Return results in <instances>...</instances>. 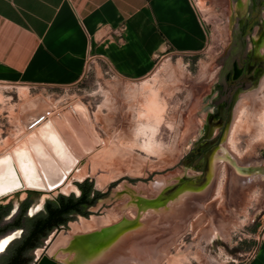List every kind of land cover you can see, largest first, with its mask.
I'll list each match as a JSON object with an SVG mask.
<instances>
[{"label": "rangeland", "instance_id": "rangeland-1", "mask_svg": "<svg viewBox=\"0 0 264 264\" xmlns=\"http://www.w3.org/2000/svg\"><path fill=\"white\" fill-rule=\"evenodd\" d=\"M194 1L207 25V47L195 54L168 52L143 79H122L102 61L92 60L82 81L71 87L0 84V152L12 154L14 147L21 150L27 146L28 139L38 140L37 128L32 126L34 121L42 116L54 120V115L75 119L67 135L78 151H83L78 167L61 188L50 192L24 189L3 197L0 205L11 203L14 208L29 199L32 208L28 215L35 216L43 211L48 200L79 197L81 191L76 185L89 176L90 162L91 182L97 173H109L95 177L103 194L111 189L109 196L86 211L97 214L104 204L113 205L99 212L103 215H89L90 220L78 215L81 225L70 221L67 226L71 230H55L46 241L47 247L36 249L34 264L42 256L68 264H84L82 260L94 258L95 253L99 254L116 241L117 247L110 249L104 256L105 261L100 263L244 264L252 257L258 244L255 237L264 223V178L251 183L242 178L258 176L264 169V142L258 141L264 129L261 120L264 0H256L259 5L254 19L249 21L253 28L246 35V51H253L252 65L257 64L260 72L253 85L234 92L223 129L214 128L212 120L218 75L234 49L233 40L239 36L241 24L248 22L252 0L238 1L241 16L235 10H228L227 0ZM76 104L84 107L86 124L72 112ZM152 107L161 110L162 122L157 134L152 136L147 131L143 135L141 126H156V118L150 114ZM91 134L99 147L94 145ZM218 137L220 142L202 153ZM150 140L157 144L156 154L142 151ZM222 150L234 161L208 159L211 151L221 153ZM238 167L259 170L257 174H242ZM182 183L186 185L180 186L163 204L149 208L145 203L156 201L168 189ZM167 208L173 211L177 223L169 229L160 225L158 218L160 211ZM128 221H134V228L124 235L130 229L126 225ZM118 226L122 228L118 229L117 238L109 239L110 243L104 247L100 244V249L91 256L69 253L70 243L76 236ZM172 230L179 234L174 237ZM22 234L23 231H15L1 239L0 253ZM212 234L216 237L211 240ZM143 235L151 245L146 250L138 241ZM128 251L137 254L145 251L150 256L144 252L142 261L135 263L129 259Z\"/></svg>", "mask_w": 264, "mask_h": 264}, {"label": "crops", "instance_id": "crops-1", "mask_svg": "<svg viewBox=\"0 0 264 264\" xmlns=\"http://www.w3.org/2000/svg\"><path fill=\"white\" fill-rule=\"evenodd\" d=\"M232 1L228 10L241 16L239 0ZM208 42L194 0H0L6 86L71 87L92 60L122 79L140 80L164 54L199 53ZM244 264H264V242Z\"/></svg>", "mask_w": 264, "mask_h": 264}, {"label": "bare ground", "instance_id": "bare-ground-1", "mask_svg": "<svg viewBox=\"0 0 264 264\" xmlns=\"http://www.w3.org/2000/svg\"><path fill=\"white\" fill-rule=\"evenodd\" d=\"M72 112L75 115L79 113L83 121H85L86 123L87 115L82 105H79L76 108H74ZM159 113H161V110L158 109V107L157 108L152 107L150 109V114L152 115L151 117L156 118V126H152V125L141 126V133L143 135H146L147 131H151L152 136L157 134L156 132H158V127L161 125V122H162V117L159 116ZM60 117L62 119L61 121L65 123L66 125L67 124L71 125L73 124V121H75L74 118H71V117L68 118L66 115L60 116ZM39 118H37L34 122L36 123ZM77 119H79L78 116H77ZM261 120L264 124V113L262 114ZM34 128H37L38 134H35V135L39 136L38 140L34 138L28 139L29 146L27 145L23 147V149L17 147L18 149H21V150H15L14 149L15 147H14L12 149V154L10 153L4 154V152H0V196L11 195L15 193L16 191L22 188H27V187L36 188L40 190L43 189V190L52 191L51 189L54 190V186L59 182H61V185L59 186L61 188V186L65 185L66 182L68 181L69 173H72L74 169L78 167V164H79L78 159L76 158L70 145L63 138L60 130L56 128V123L54 120H52L51 118H44V120L38 123L36 126H34ZM33 140H36V141L32 142ZM258 141L261 143L264 142V129L261 130ZM156 145L157 144L155 142L150 140L147 144L143 145L142 151L147 154H154L155 153L154 148ZM41 154L43 155L41 156ZM215 158H221L223 160H228L230 162L234 161V158L224 150H222L221 153H218L215 156H213V159ZM238 169L242 172V174L244 173L245 174H248V173L257 174L258 173L257 171L259 170V169H254V170L244 169L243 167H238ZM263 172H264V169H262L261 172H259V173H262L260 175H264ZM167 210H169L170 214H168L169 212H166ZM166 211L165 210L160 211L159 213L160 216L158 215V218H160L159 219L160 225L163 224L167 226V228L169 229V228H172L173 224L176 225L177 223L175 219H173L175 218L173 215V211L170 210V208H167ZM182 220L183 219L181 217L180 221ZM152 221H155V219ZM152 221L150 222L151 224L154 223V222L152 223ZM142 226H144V224ZM181 232L182 231H180V233ZM96 233L76 236L73 239V241L70 243L69 253L71 254L78 253L79 256L81 255L87 256V257L89 255L91 256L95 250L98 251L100 249V246L102 244L104 247L105 244L109 242V239L115 240L114 237L117 238L116 234H118L119 232L117 229L116 233L112 235H104L102 234L101 231H99L98 232L100 233L99 237H96V238L94 237V239L92 240H83L85 236L93 237L94 234ZM178 234L179 232H175L174 237ZM145 236L146 235H143L142 236L143 238L138 239V241L141 242V246L143 245L144 247L143 249L151 247V245L148 244L149 242L148 238ZM213 237H216V234H212L211 240L213 239ZM117 244H118L117 241L112 243L111 246H108L106 249L101 250L99 254L95 253L96 255L97 254L98 255L97 256L94 255V258H91V259L85 258V260H82V263L102 264L100 263V261H103L105 259L104 257L105 254L110 249L114 250L117 247ZM133 251H130V252L128 251V253H131V254H127L131 256L129 257V259L135 263H139L138 261L140 260L142 261L143 253L145 251H142V253H139V254ZM151 252L152 251L149 250V253ZM145 253L149 255V253L147 252ZM124 255L126 256V254ZM148 255L146 257H148ZM39 264H57V263L51 261L47 257V259L40 258ZM114 264H122V261H117Z\"/></svg>", "mask_w": 264, "mask_h": 264}, {"label": "trees", "instance_id": "trees-1", "mask_svg": "<svg viewBox=\"0 0 264 264\" xmlns=\"http://www.w3.org/2000/svg\"><path fill=\"white\" fill-rule=\"evenodd\" d=\"M79 188V197L60 196L54 201L48 200L43 211L35 216L28 215L30 203L26 199L19 207L14 221L0 229V237L9 231H23L21 238L9 245L7 255L0 259V264H30L29 254L41 247L54 230L65 227L73 215L86 216V210L94 206L102 195L94 190L89 179L80 184ZM13 210L11 203L0 205V223L10 217Z\"/></svg>", "mask_w": 264, "mask_h": 264}, {"label": "flooded vegetation", "instance_id": "flooded-vegetation-1", "mask_svg": "<svg viewBox=\"0 0 264 264\" xmlns=\"http://www.w3.org/2000/svg\"><path fill=\"white\" fill-rule=\"evenodd\" d=\"M259 3L256 0L251 1V9L248 13L247 23L241 24L240 34L238 37H235L233 40L234 49H232L224 62L223 67L218 75L217 87H218V96L213 100L215 102L214 107H216L214 112V117L212 120L215 122L214 128L223 129L226 116L228 114L229 108L232 107V101L234 92L240 88H247L249 85H253L259 75L257 70V64L252 65L253 51H246V35L247 32L252 30V25L249 23L255 17V12L257 11ZM250 18V19H249ZM230 69V70H229ZM220 137L214 140V142L209 143V147H206L202 150V153L211 149V146L218 144L220 142ZM218 152H212L209 154V158L215 156ZM189 183V181H188ZM186 185L184 183L178 184L177 187ZM168 189L159 199L156 201H148L147 205L150 207L158 206L163 204L166 199H168L169 192Z\"/></svg>", "mask_w": 264, "mask_h": 264}, {"label": "water", "instance_id": "water-1", "mask_svg": "<svg viewBox=\"0 0 264 264\" xmlns=\"http://www.w3.org/2000/svg\"><path fill=\"white\" fill-rule=\"evenodd\" d=\"M77 105H79V104H76L75 106H77ZM75 106H74V108H75ZM77 115H78V117H79V119L81 120V122L82 123H85V121H83V119L81 118V116L79 115V113H77ZM44 118L45 117H40L39 119H38V121L36 122V123H34L32 126L34 127V126H36L38 123H40L41 121H43L44 120ZM53 118H54V120H55V123H56V128H58L59 130H60V132H61V134H62V136H63V138L65 139V141L70 145V147H71V149H72V151L74 152V154H75V156H76V158L78 159V161H79V158H81L82 156H83V154H81L79 151H78V148H77V146H76V144H74L73 142H72V139L71 138H69V136L67 135V129L70 127H72V124L71 125H66L65 123H63L61 120V117H60V115H54L53 116ZM86 124V123H85ZM92 135V138H93V141H94V145H96V146H98L99 147V144H97V142H96V140H95V138H94V135L93 134H91ZM95 148V147H94ZM97 148V147H96ZM89 151H88V149L86 150V153H88ZM4 154H6V152H4ZM89 162H90V160H89ZM100 173H106V172H99V173H97L96 175H99ZM71 173H69V175H70ZM106 174H109V173H106ZM96 175L93 177V181H92V183H93V187H94V190L95 191H98L99 193H101V197L98 199V200H100V199H102V198H106L107 196H109V194H110V191H111V189L109 188V190H108V192L107 193H105V194H103L102 192H101V189L99 188V186H98V184L96 183V181H95V177H96ZM90 177H91V162H90V166H89V176L86 178V179H89L90 180ZM264 178V175H258V176H249V177H244V178H242V180L243 181H245V182H247V183H251V182H254L255 180H262ZM85 179V180H86ZM85 180H83L82 181V183L85 181ZM61 185V182H59V183H57L55 186H54V189L55 188H58L59 186ZM78 188H79V186L78 185H76ZM24 189H32V190H35V191H38V192H42V191H48V190H43V189H36V188H31V187H27V188H22V189H20V190H18V191H16V192H19V191H21V190H24ZM51 190H53V189H51ZM79 190H80V188H79ZM180 189L177 187V186H174V187H171L170 188V190H169V192L166 194V195H168V197H172V195H174L177 191H179ZM15 192V193H16ZM48 192H50V191H48ZM81 195V194H80ZM5 196H8V195H5ZM5 196H0V199H2L3 197H5ZM98 200L96 201V203L98 202ZM25 202V201H24ZM24 202H22V203H24ZM21 203V204H22ZM29 203H30V207L29 208H32V205H31V202L29 201ZM96 203H95V205H96ZM21 204H19L18 206H16V207H14V210H13V213H12V215L10 216V217H8V218H6L5 220H3L1 223H0V229L1 228H3L4 226H6L7 224H9V223H11V222H13L14 221V219H15V217L18 215V213H19V207L21 206ZM94 205V206H95ZM113 205V204H112ZM111 205V206H112ZM111 206H106L105 204H104V206L100 209V211L103 209V208H110ZM93 207V206H92ZM99 211V212H100ZM99 212L96 214V213H92V212H88L87 211V215L86 216H83L84 218H86V219H88V220H90V218H89V215H103V214H99ZM82 216V215H81ZM74 221H77L80 225H81V221H80V219L78 218V215H73L72 216V218H71V222H74ZM134 221H128L127 222V224L126 225H130V229L128 230V231H126L125 233H124V235H126L127 233H130V232H132L133 231V228H134V223H133ZM122 226H118V227H116V228H113V227H107V228H105V229H102V234H104V235H112V234H114V233H116V231H117V229H120ZM62 228H66V229H69V230H71L67 225L65 226V227H62ZM16 231V230H15ZM15 231H9V232H7L6 234H4V235H2L1 237H0V240L1 239H3V238H5L6 236H8V235H10V234H12L13 232H15ZM55 231V230H54ZM53 231V232H54ZM52 232V233H53ZM51 233V234H52ZM50 234V235H51ZM23 235V234H22ZM49 235V236H50ZM99 235H100V233H96V234H94V236L93 237H90V236H85V238L83 239V240H92V239H94V237L96 238V237H99ZM124 235H122V236H120L119 237V241H120V239L124 236ZM49 236L47 237V239L46 240H44L43 241V243H42V245H41V247H39V248H37V249H44V248H46L47 247V244H46V241L47 240H49ZM17 240V239H16ZM16 240H14V241H12L9 245H11L12 243H14ZM118 241V242H119ZM52 242V239L50 240V242L48 243V245L50 244ZM9 247V246H8ZM7 250V249H6ZM3 251L2 253H0V259L3 257V256H5V255H7V251ZM35 251L36 250H34V251H32L30 254H29V258H30V264H34L35 263ZM42 258L43 259H47V256H42ZM49 259L51 260V261H53V262H55V263H57V264H68V263H65V262H58V261H56L55 259L54 260H52L50 257H49ZM38 261V260H37ZM38 264H39V261H38Z\"/></svg>", "mask_w": 264, "mask_h": 264}, {"label": "built area", "instance_id": "built-area-1", "mask_svg": "<svg viewBox=\"0 0 264 264\" xmlns=\"http://www.w3.org/2000/svg\"><path fill=\"white\" fill-rule=\"evenodd\" d=\"M258 243L264 242V223L262 224L259 233L255 237Z\"/></svg>", "mask_w": 264, "mask_h": 264}]
</instances>
